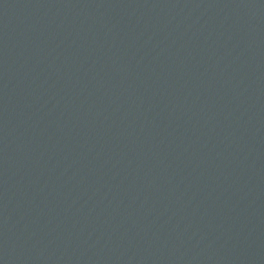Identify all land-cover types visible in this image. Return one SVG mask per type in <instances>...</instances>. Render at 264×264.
Segmentation results:
<instances>
[{"label":"water","instance_id":"95a60500","mask_svg":"<svg viewBox=\"0 0 264 264\" xmlns=\"http://www.w3.org/2000/svg\"><path fill=\"white\" fill-rule=\"evenodd\" d=\"M0 264H264V0H0Z\"/></svg>","mask_w":264,"mask_h":264}]
</instances>
